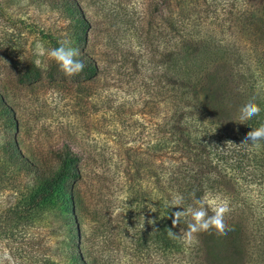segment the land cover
I'll use <instances>...</instances> for the list:
<instances>
[{"label": "rangeland", "instance_id": "374dc122", "mask_svg": "<svg viewBox=\"0 0 264 264\" xmlns=\"http://www.w3.org/2000/svg\"><path fill=\"white\" fill-rule=\"evenodd\" d=\"M71 4L88 24L83 50L69 17ZM182 7L190 17L188 31L198 36L213 35L226 45L242 33L238 0H0V90L19 117L27 154L51 163L52 152L68 145L81 157L85 171L78 187L98 256L103 251L114 264H264L262 243L246 238L243 246L238 244V254V246L215 230L197 234L181 253L140 255L113 228L128 206L123 170L148 152L156 120L170 97L166 82L176 33L172 23ZM65 40L97 63L96 79L65 76L54 61L46 60L41 81L18 83L19 71L34 64L37 41L50 49ZM52 67L56 71L50 79ZM5 137L0 127V145ZM27 181L19 179V189L13 190L3 189L11 181H0V246L15 264H71L70 224L59 211L33 214L28 221L23 214L16 221L13 208L25 199ZM257 206L256 212L264 214ZM102 232L112 236L107 247L99 238Z\"/></svg>", "mask_w": 264, "mask_h": 264}, {"label": "trees", "instance_id": "16d2710c", "mask_svg": "<svg viewBox=\"0 0 264 264\" xmlns=\"http://www.w3.org/2000/svg\"><path fill=\"white\" fill-rule=\"evenodd\" d=\"M238 6L243 30L234 43L226 45L213 35L188 31L185 22L190 17L185 16L183 7L174 15L172 29L176 33L166 82L170 97L156 120L148 152L123 170L128 206L113 226L117 238H129L137 254H178L187 249L182 237L190 216L173 229L181 238L168 235L169 217L183 210L171 208L177 195L183 197L184 209L204 197L227 201L230 212L225 222L230 230L226 238L232 247L238 246L236 253H241L238 244L243 246L246 238L249 243L264 245V214L256 212L257 205L264 209V141L259 145L242 143L247 132L264 124V0H238ZM69 10L83 50L88 24L75 4ZM82 50L78 59L85 67L77 76L90 82L98 77L99 67ZM53 71L55 67L48 78H54ZM44 77L41 68L29 63L19 71L17 80L20 85H32ZM250 99L259 105L260 114L237 123L240 107ZM0 124L6 135L0 145V181H11L3 189H19L16 181L29 178L25 199L13 208L16 221L23 214L28 221L33 214L59 211L70 224L71 264H114L110 257H103V251L101 257L97 255L87 233L89 214L78 187L85 171L81 157L68 145L52 152L51 163L27 154L21 143L19 117L1 90ZM250 219L254 224L250 225ZM99 238L107 247L112 236L102 232Z\"/></svg>", "mask_w": 264, "mask_h": 264}, {"label": "clouds", "instance_id": "9594fccd", "mask_svg": "<svg viewBox=\"0 0 264 264\" xmlns=\"http://www.w3.org/2000/svg\"><path fill=\"white\" fill-rule=\"evenodd\" d=\"M33 55L36 57L34 64L40 68L44 66L46 60L54 61L59 70L65 76L72 77L83 71L85 65L82 60L78 59L80 55L79 50L70 46V43L65 40L59 42V46L55 48H46L42 42L37 41L33 48ZM261 108L254 99H250L239 109L237 123L243 124L258 116ZM264 141V124L257 128H252L247 132L242 143L252 145H259ZM183 197L177 195L171 201V208L183 209L172 212L171 227L168 228V235L170 238L178 239L180 233L173 231L181 222V219L187 216L191 217L190 222L187 223V228L183 230V239L187 243H191L199 233L215 232L226 235L229 227L225 222L226 215L230 212L227 201L214 202L207 197L195 201V206H189L184 209L181 207ZM150 224L155 225L154 220H149ZM15 264L12 256L6 248L0 246V264Z\"/></svg>", "mask_w": 264, "mask_h": 264}]
</instances>
